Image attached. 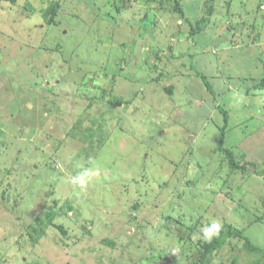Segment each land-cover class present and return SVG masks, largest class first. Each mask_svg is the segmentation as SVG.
Wrapping results in <instances>:
<instances>
[{"label":"rangeland","instance_id":"374dc122","mask_svg":"<svg viewBox=\"0 0 264 264\" xmlns=\"http://www.w3.org/2000/svg\"><path fill=\"white\" fill-rule=\"evenodd\" d=\"M178 1L0 0V264H264V0Z\"/></svg>","mask_w":264,"mask_h":264},{"label":"trees","instance_id":"16d2710c","mask_svg":"<svg viewBox=\"0 0 264 264\" xmlns=\"http://www.w3.org/2000/svg\"><path fill=\"white\" fill-rule=\"evenodd\" d=\"M11 1H14V0H11ZM174 4H175L177 10L182 14V9H181L179 1L178 0H174ZM53 11H54V9L50 10V12H53ZM197 29H198V27L193 28L192 30L195 32ZM255 85H256L257 88L264 89V78H262L260 80V82L255 84ZM224 115H225V122H227V113L225 112ZM225 125L226 124H223V126L221 128V134L224 133ZM222 138H223V135L220 138V143L222 142ZM214 150H219V151L223 150L226 153V155L228 157V160H229V163H230V165L232 167L243 168L245 166V164H242V165L237 164L235 162V160H234L233 153L229 149L223 148L222 144H219L218 146H216ZM214 242H215L214 240H212V241L210 240V241H207V242L203 243L202 250L200 252L202 258H205L207 253L209 251H211V249L214 247V244H215Z\"/></svg>","mask_w":264,"mask_h":264},{"label":"clouds","instance_id":"9594fccd","mask_svg":"<svg viewBox=\"0 0 264 264\" xmlns=\"http://www.w3.org/2000/svg\"><path fill=\"white\" fill-rule=\"evenodd\" d=\"M79 179V178H78ZM222 225L219 222H213L210 226H205L200 229L205 240L210 241L213 235H218Z\"/></svg>","mask_w":264,"mask_h":264}]
</instances>
